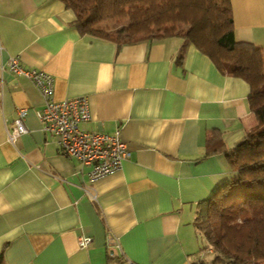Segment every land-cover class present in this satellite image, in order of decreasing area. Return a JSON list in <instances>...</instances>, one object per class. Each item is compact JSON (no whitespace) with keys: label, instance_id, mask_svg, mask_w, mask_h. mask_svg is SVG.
I'll list each match as a JSON object with an SVG mask.
<instances>
[{"label":"crops","instance_id":"1","mask_svg":"<svg viewBox=\"0 0 264 264\" xmlns=\"http://www.w3.org/2000/svg\"><path fill=\"white\" fill-rule=\"evenodd\" d=\"M230 5L235 40L264 57V0ZM74 19L58 0H0L2 264L209 262L193 222L237 175L223 152L256 125L248 84L180 38L116 44L80 35ZM12 57L53 78L54 102L88 98L81 128L119 132L129 151L119 171L91 182L60 153L36 117L43 97L8 71ZM19 109L27 132L9 142Z\"/></svg>","mask_w":264,"mask_h":264},{"label":"trees","instance_id":"2","mask_svg":"<svg viewBox=\"0 0 264 264\" xmlns=\"http://www.w3.org/2000/svg\"><path fill=\"white\" fill-rule=\"evenodd\" d=\"M58 1L74 13L80 35L116 44L177 37L248 84L256 125L223 152L237 175L202 202L193 226L202 252L211 250L209 262L197 264H264V57L235 40L230 0Z\"/></svg>","mask_w":264,"mask_h":264},{"label":"built area","instance_id":"3","mask_svg":"<svg viewBox=\"0 0 264 264\" xmlns=\"http://www.w3.org/2000/svg\"><path fill=\"white\" fill-rule=\"evenodd\" d=\"M7 69L11 74L29 80L39 90L44 101L41 110L36 112V117L42 131L57 138L61 154L89 167L88 177L91 182L122 168L123 162L129 158V151L118 131L114 134L89 133L80 128L90 118L86 96L54 102L51 99L53 78L50 75L38 70L24 69L16 57L8 60ZM25 115V109L17 110V118L7 135L9 142H14L17 137L26 133L23 122ZM90 241V238L80 237L78 245L86 248Z\"/></svg>","mask_w":264,"mask_h":264},{"label":"bare ground","instance_id":"4","mask_svg":"<svg viewBox=\"0 0 264 264\" xmlns=\"http://www.w3.org/2000/svg\"><path fill=\"white\" fill-rule=\"evenodd\" d=\"M38 71H41V70H38ZM43 72V71H42ZM45 73V72H44ZM47 74V73H46ZM41 125V124H40ZM25 126V125H24ZM26 128V127H25ZM80 128H81V126H80ZM82 129V128H81ZM42 130V129H41ZM83 130V129H82ZM84 131H86V130H84ZM26 132H27V129H26ZM86 132H89V131H86ZM89 133H92V132H89ZM52 136V135H51ZM56 143H57V139H56ZM59 150V149H58Z\"/></svg>","mask_w":264,"mask_h":264},{"label":"rangeland","instance_id":"5","mask_svg":"<svg viewBox=\"0 0 264 264\" xmlns=\"http://www.w3.org/2000/svg\"><path fill=\"white\" fill-rule=\"evenodd\" d=\"M198 243L200 244V246H199V248L202 246V244H201V242L200 241H198Z\"/></svg>","mask_w":264,"mask_h":264}]
</instances>
